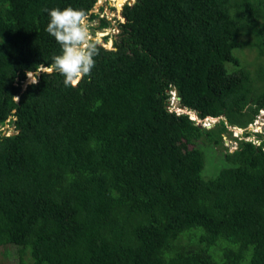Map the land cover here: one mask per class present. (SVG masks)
<instances>
[{
  "label": "trees",
  "instance_id": "16d2710c",
  "mask_svg": "<svg viewBox=\"0 0 264 264\" xmlns=\"http://www.w3.org/2000/svg\"><path fill=\"white\" fill-rule=\"evenodd\" d=\"M96 1L0 0V264H264V0H126L76 87L24 86L44 9Z\"/></svg>",
  "mask_w": 264,
  "mask_h": 264
},
{
  "label": "clouds",
  "instance_id": "9594fccd",
  "mask_svg": "<svg viewBox=\"0 0 264 264\" xmlns=\"http://www.w3.org/2000/svg\"><path fill=\"white\" fill-rule=\"evenodd\" d=\"M44 11L50 18L45 31L55 38L61 53L52 57L50 65H42L43 72L46 74L58 72L64 77L65 87H76L84 77L91 74L95 67V56L98 54L96 42L92 39L89 30L87 13L83 9L71 6L64 9L59 7L44 9ZM37 73H39L37 70L36 72L32 70L26 72L29 83L32 85L39 82ZM14 98L19 99L18 97ZM175 110L179 113L182 107L176 104ZM190 116L193 119H200L198 115L193 117L190 114ZM200 120L202 121V119Z\"/></svg>",
  "mask_w": 264,
  "mask_h": 264
},
{
  "label": "rangeland",
  "instance_id": "374dc122",
  "mask_svg": "<svg viewBox=\"0 0 264 264\" xmlns=\"http://www.w3.org/2000/svg\"><path fill=\"white\" fill-rule=\"evenodd\" d=\"M126 0L120 1V0H97L93 11H99V7L102 6L103 10L100 12L99 16H105L108 19L111 20L113 27H107V28H103V29H97V25L98 22L97 20H93L91 22H88L89 24V30L91 33V37L92 39L96 42L97 45V49H100V47L103 48H110L111 47V42H112V38H110L108 41H104L103 37H105L107 34L108 35H113V34H117L119 32V29L115 26L114 20L113 18L116 16H119V10L122 7V5L125 3ZM130 3H132V0H128ZM115 7V8H114ZM250 56H248V58H250ZM43 70V68H42ZM24 84H27V82H24ZM178 104V99L177 97L174 96V99L172 101V105L175 109L176 104ZM190 114L193 117H197V113L195 111H190ZM216 119H206L204 124L211 126L213 124V122ZM7 124L4 126V130L5 128H7ZM232 130V135L233 136H240L241 133L244 132V128L241 127H236V126H231L229 127ZM247 131L252 132V134L250 135L249 139H254V141H256V132H264V110H260L259 114L256 116V118L254 119L253 122L249 123L248 126L246 127ZM6 131L8 133L11 132V128L6 129ZM225 144L229 146L230 149L235 148L236 146V142L233 139H225Z\"/></svg>",
  "mask_w": 264,
  "mask_h": 264
},
{
  "label": "water",
  "instance_id": "95a60500",
  "mask_svg": "<svg viewBox=\"0 0 264 264\" xmlns=\"http://www.w3.org/2000/svg\"><path fill=\"white\" fill-rule=\"evenodd\" d=\"M41 71H42V68H41V69H39V70H37V72H39V73H40ZM39 73H37V74H39ZM25 82H27V84H29V82H30V81H29V80H27V78H25ZM27 84H26V85H27Z\"/></svg>",
  "mask_w": 264,
  "mask_h": 264
}]
</instances>
